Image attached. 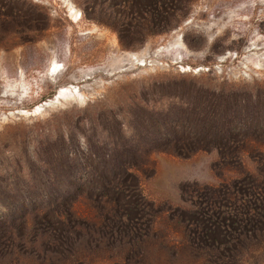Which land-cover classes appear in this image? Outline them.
Instances as JSON below:
<instances>
[{"label": "rangeland", "instance_id": "374dc122", "mask_svg": "<svg viewBox=\"0 0 264 264\" xmlns=\"http://www.w3.org/2000/svg\"><path fill=\"white\" fill-rule=\"evenodd\" d=\"M263 186L264 0H0V264H264Z\"/></svg>", "mask_w": 264, "mask_h": 264}, {"label": "trees", "instance_id": "16d2710c", "mask_svg": "<svg viewBox=\"0 0 264 264\" xmlns=\"http://www.w3.org/2000/svg\"><path fill=\"white\" fill-rule=\"evenodd\" d=\"M175 147H177V149L179 148L180 151L183 150H187L190 152H195L197 150H207L209 148L212 147V145L214 147H216L218 150L220 151H224L226 153H228V155L232 158L234 157L236 151H235V145L234 143H237L239 140H235L234 138H193L191 140H189L188 138L184 139V138H175ZM170 143H172V141H170V139H166L163 142H161L160 145H162L163 148H161L162 150L167 151L165 148L166 145H171ZM114 154H111L112 158H118V156H120V152L119 150H115V152H113ZM89 155L86 158H81L78 159L77 156L74 157V162L79 161L81 163L82 166H87L89 164ZM264 187V186H263ZM255 188H252V190L250 191V193L247 194L248 196V201H250V203L253 205L256 203V201H260V204H262L261 206H264L263 202H264V188L262 190V193H260L259 195H257V191L254 190ZM254 202V203H252ZM250 217V219H249ZM247 216V219L245 221H247V223H249L251 226H253V228H255V226L260 224H263L264 226V209L262 211H260V213L258 214H252L251 216ZM79 259V257H78ZM77 259V260H78ZM76 260V261H77Z\"/></svg>", "mask_w": 264, "mask_h": 264}, {"label": "bare ground", "instance_id": "6f19581e", "mask_svg": "<svg viewBox=\"0 0 264 264\" xmlns=\"http://www.w3.org/2000/svg\"><path fill=\"white\" fill-rule=\"evenodd\" d=\"M71 11H73L72 8H71ZM73 12H74V11H73ZM74 18H75L76 20H78V15H74ZM261 57H262V56H261ZM57 66H58V65L55 63V64L53 65V69H54V70L57 69ZM66 91H68V88L63 87V88H60L59 93H60L61 96H63V95H65ZM58 98H59V97H58Z\"/></svg>", "mask_w": 264, "mask_h": 264}]
</instances>
